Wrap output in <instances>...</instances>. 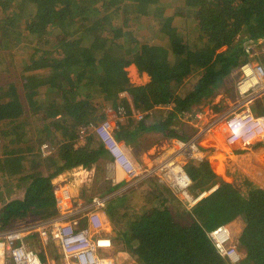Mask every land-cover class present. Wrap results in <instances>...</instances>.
Instances as JSON below:
<instances>
[{"label": "trees", "instance_id": "1", "mask_svg": "<svg viewBox=\"0 0 264 264\" xmlns=\"http://www.w3.org/2000/svg\"><path fill=\"white\" fill-rule=\"evenodd\" d=\"M23 1L34 6L32 18L21 13ZM166 1L13 0L8 6L0 0L6 74L0 76V232L13 223L57 217L52 179L105 156L92 134L84 145L74 144L80 129L101 122L105 105H118L120 93L147 113L136 125L119 124V140L130 144L145 131L188 139L174 127L177 117L210 106L248 60L247 45L264 41V0H170V10L162 6ZM93 9L104 14L91 18ZM149 22L156 23L161 44L137 49L128 41L129 30ZM126 63L148 82L133 85ZM157 107L163 110L155 112ZM42 145L48 147L45 157ZM188 170L196 190L215 177L206 162ZM19 188L22 197L9 199ZM149 196L153 203L138 198L118 220L111 202L106 209L111 222L120 224L115 229L123 250L139 264H229L207 233L239 217L245 251L239 264H264V186L249 175L241 172L238 181L222 185L191 211L162 184L161 196Z\"/></svg>", "mask_w": 264, "mask_h": 264}, {"label": "built area", "instance_id": "2", "mask_svg": "<svg viewBox=\"0 0 264 264\" xmlns=\"http://www.w3.org/2000/svg\"><path fill=\"white\" fill-rule=\"evenodd\" d=\"M248 54V60L240 66L241 77L236 84L239 100L221 114L207 108L201 115H194L193 122L199 123L194 125L197 132L192 138L162 141L150 155L148 163L141 162L128 144L117 138L119 121L126 114L124 107L114 112L107 110L102 121L90 123L87 131H92L114 168L124 174L128 184L157 177L177 196L184 208L191 211L225 184L218 181L202 190L192 189L186 166L204 164L210 153H207L206 146L199 144L200 138L207 137L217 145H224L233 154L246 151L252 163L264 168V114L257 116L253 113L256 100L264 97V67L258 62L255 52L248 50ZM133 116L137 121L143 118L138 110L133 112ZM180 117L188 119L191 115ZM203 120L206 121L201 123ZM87 131H79L78 147L84 142ZM40 153L43 157L49 154L47 145L40 147ZM110 182L115 183V178ZM53 195L57 217L0 233V264H42L39 254L26 245L25 238L32 234L50 240L63 262L116 264L112 257L100 255V252L110 250L116 239L104 207L108 198L95 197L88 205L76 208L68 186L60 184L53 189ZM80 218H84L85 226H79ZM207 236L220 257L234 263L240 260L236 247L224 244L227 234L223 227L207 233Z\"/></svg>", "mask_w": 264, "mask_h": 264}, {"label": "rangeland", "instance_id": "3", "mask_svg": "<svg viewBox=\"0 0 264 264\" xmlns=\"http://www.w3.org/2000/svg\"><path fill=\"white\" fill-rule=\"evenodd\" d=\"M12 2H13V0H7L8 6L10 4H12ZM24 3L25 2L23 1L21 4H19V8L20 9L23 8V10H22L21 13L23 14V16L25 18H32L34 16V12H35L34 6L31 5V4L26 5ZM162 6H166L170 10L171 9L170 8V6H171L170 0L162 3ZM103 14L104 13H98L96 10H94V13L93 14H92V12H90V15H91L90 17L91 18H94V19H99V17H101ZM147 16L148 15L143 16V17H145L146 22H147V19H146ZM114 19H116L117 21L120 20L119 16H116V15H115ZM156 29H157L156 23H152V22H149L147 24L141 23L137 27L130 28L129 31L131 32V34L128 35V41L129 42H133L134 45L136 47H138L137 49L146 48V47H148L150 45L161 44V36L157 33ZM261 42L258 41L257 43L249 44V45H247V48H248V50L251 53L255 52L256 57H257V60H259L260 62H263L264 63V41H261ZM259 43H261V46H259ZM226 50H227V48L224 47V48L220 49L219 51L222 53V52H225ZM248 50H247V52H248ZM120 55H123L122 52H120ZM248 56H249V54H248ZM4 67H5V64L0 60V76H4V74H5V73L3 74ZM125 70H126V72L128 74V78H129L130 82L133 85H144L149 80L148 77L145 74H139L137 72V70H136V68H135V66H134L133 63H128V64L126 63L125 64ZM240 77H241V71L240 70H237V71L233 72L225 80V84L221 88V94L216 97V99H215L216 101H214L210 106L203 107V108H198V109L195 108L194 110H196V109L197 110L194 112V114H188V115H191V117H189L188 119H185V118L182 119L180 116H178L177 118H179V121L178 120H175L174 121V127L176 128V130H180L182 133L187 134L189 136L191 135V137H192L196 133V129H195L194 125H197L195 123H199V122H195V123L193 122L195 120L194 119V115H196V114L201 115V113H203L205 109L206 110L210 109V110H212L213 113H216V114H221V113L225 112L228 107H230L231 105H233L234 102H237L239 100V96H238L237 90H236V84L238 83ZM182 90H184V88L180 90V93L181 94L183 92ZM185 90H184V92H185ZM124 98H128V95H127V93H125V92L123 93L122 92V93L119 94V100H120V103L119 104H121V105L118 104L119 106H116V107H109V104H108V106L105 105V107L103 109V115H105L106 111L107 110L109 111V109L112 112H114L119 107L120 108H123L124 107L125 108L124 110L126 112V114L124 116L127 117L126 119H127L128 122L131 123V125H136L139 122H142L144 120L145 114L147 112L146 111H143V110H141L139 108H136L135 106H133V104L131 103L130 98H128L127 100H125ZM24 100H27V98H25ZM27 103L28 102L24 101V104L26 105V107H28ZM263 105H264V97H261V98H259V99L256 100V102H255V106L256 107H259L261 109ZM136 110H138L143 115V118L141 119V121H137L135 119V117L133 116V112L136 111ZM161 110H163L161 107H157V108L154 109L155 112H157V111H160L161 112ZM152 112H153L152 109L148 111V113H152ZM202 115H204V114H202ZM124 116H121L122 119L125 118ZM152 116H153V113H152ZM120 121H119V124H120ZM205 121L206 120H203V121H201V123H204ZM1 127H2V122H0V129H1ZM85 129L87 131V128H85ZM88 132L92 134V131L90 129H89ZM160 136H161V134H158L157 132L156 133H153V131H151L149 133V131H148V133L141 134L138 140L141 141V142H148L147 144H153V143H158V142H159V144H161V142H160V140H161ZM169 139H173V138H169ZM200 144L203 145V142H201ZM128 147H129L130 151H133V155L137 157L138 154H137V152L133 148H131V145L128 144ZM210 149H212V148H210ZM206 151L208 153L209 150H206ZM213 151L214 150H212L210 154H213L212 153ZM243 152H246V151H243ZM229 157H232V155L230 154ZM229 157H228V163H229V165H228V163H224L223 162L225 169L226 168L227 169H231L232 168V164L234 165L233 168H236V169H237V164L238 165H241V162H243L244 164H246V161H244V159H242V161H237L240 158H238V159L237 158L236 159L235 158L231 159ZM217 159L221 161L220 158H217ZM205 162H207V158H206ZM191 165L192 164H188L186 166L187 173H188V171H190V170H188V168L191 167ZM102 167H104V166H102ZM105 168H107V167L105 166ZM232 172H234L233 169H232ZM252 172L253 171H251V173ZM236 173L238 175V174L241 173V171H239L237 169L236 170ZM226 176L228 177L227 174H226ZM65 178L66 179H63L62 180L63 183H69L68 180L71 181L72 180L71 178H74L76 180L78 179V177L76 175L70 176L69 179H68L67 176ZM92 178L93 179L89 183V185H87V186L84 187L85 190L86 189L88 190V192H89L90 195L91 194H96V192L101 191L102 190L101 188H103L101 185H100V187H99V185H96L97 186V189H96L95 180H94V176L93 175H92ZM237 181H238V179H237ZM257 183L259 185L263 186L261 183H259V182H257ZM22 192H23V190L19 188V189L16 190V193L9 195L8 198L9 199L18 198V197L22 196ZM213 192H214V190H213ZM141 196L143 198H145L147 196V186H145L144 184L141 185L137 189H133V191H129V192L124 193L122 195V201H121V199H119L120 201H118V203H120L119 205H115L116 204L115 202H112L111 204L117 209V211H119L122 208V206H124L125 204L126 205L128 203L131 204V202H132L131 199H133V201L135 203H137L138 198L139 197L142 198ZM71 197L73 198V196H71ZM128 199H130V200L128 201ZM144 200L146 201V199H144ZM127 201H128V203H127ZM231 223L232 224L229 223V225L227 224L228 226L227 225L223 226L224 227L223 229L226 231V234H227V238L225 239V245L235 246L236 249H237V252L239 254V257L241 259V257L244 258L243 256H244L245 251L240 247V243H239V237L240 236L239 235L242 232V229L244 228V227H242V225L244 224V222L239 217L236 220L232 221ZM17 224L19 225L20 223H18V222L16 224L13 223L10 226H8L7 229L8 228L13 229L14 227H11V226H16ZM8 230H10V229H8ZM0 233H2V232H0ZM236 240H238V242H236ZM25 242L27 243V245L29 246V248H31L32 250H34L38 254H42L43 256H45V258H46V255H47V257L49 259L47 261L48 264H74L75 263L74 261H69V262H63V261H61L60 258L57 256V253H56L55 249H54V251H55V254H56V259L53 258L52 257L53 255H51L49 253V251H48L49 246H53V244L51 243L50 240L41 239L40 237H37L35 234H32V235H30V236H28V237L25 238ZM113 247L111 249H113ZM242 254H243V256H242ZM100 255H101V253H100ZM110 257H112L114 259V261L116 262V264H139V262L133 261V259L130 258V255L127 252H125L124 250H121V247L120 248L118 247V249H115V251H113L112 256H110ZM229 264H239V261L237 263H234L231 260H229Z\"/></svg>", "mask_w": 264, "mask_h": 264}, {"label": "crops", "instance_id": "4", "mask_svg": "<svg viewBox=\"0 0 264 264\" xmlns=\"http://www.w3.org/2000/svg\"><path fill=\"white\" fill-rule=\"evenodd\" d=\"M261 43H259V46H261ZM128 98H130L129 95H128ZM119 103H120V100H119ZM119 105H121V104H119ZM119 105H117V106H119ZM254 106H253V113L255 115L260 116V115L264 114V105L262 106L261 109L259 107H256V106L254 107ZM109 107H113V106L109 104ZM126 118L127 117H125L123 119L121 118L120 119L121 120L120 124L124 125L125 122H126L127 124H129L131 126V123L128 122ZM177 120L179 121V118H177ZM98 123H100V122H98ZM98 123H95V124H98ZM85 128H88V125ZM80 130H82V129H80ZM79 131L77 133L76 142L74 144V145H76V147H78V144H79L78 143V141H79ZM144 133H148V132H146V131L145 132H141L140 135L144 134ZM153 133H156V132H153ZM87 134H91V133H89L87 131ZM92 135H94V134H92ZM140 135L136 138V140L130 141L129 145H131V148H133L137 152V154H138L137 157L139 158V160L141 162L148 163V159H149L150 155L154 152V150L157 147V145H159V142L158 143H153V144H147L148 142H141V141L138 140ZM160 138H161L160 142L166 140L165 138L162 137V135L160 136ZM189 138H192L191 135H190ZM85 140H86V138H85ZM85 140L82 143V145L85 144V142H86ZM181 140H184V139H181ZM199 141H200L199 144L201 142H203V145L207 147V149L209 150L210 153H211L212 150H214L212 152L213 154L209 153V155L207 157V162H206V163H208L211 171L213 172V174L215 176L213 179H211V181L209 183H207L208 186L210 184H212L214 182H218V181H221L222 183L224 182L225 184H228V185L229 184L230 185L233 184L234 181L236 182L238 177H239V174L237 175V173H236L237 169L239 171H241L242 173L250 175V177L254 178L257 182L261 183L264 186V168L261 165H256V164L252 163L250 161V159H249V154L247 152H239V153L233 154V153L229 152V150L224 145H217L212 140L208 139L207 137H202V138H200ZM97 143H98V140H97ZM82 145H80V146H82ZM210 148H212V149H210ZM230 154L232 155V157H229ZM228 157L231 158V159L240 158L237 161H242V159H244V161H246V164H244L243 162H241V165L237 164V169L233 168L234 165L232 164V168L231 169H227V168L225 169L224 168V163H228ZM217 158H220L221 161L218 160ZM228 165H229V163H228ZM102 166H104V167H102ZM105 166L107 168H105ZM232 169L234 170V172H232ZM251 171H253V172L251 173ZM226 174L228 175V177L226 176ZM72 175H76L78 177V179L76 180L74 178H71L72 179L71 181L68 180L69 183H63L62 180L66 179L65 178L66 176L69 179L70 176H72ZM92 175L94 176L95 186L99 185V187H100V185H101L103 188H101L102 190L100 189L101 191L96 192V194H91L90 195L88 190L87 189L85 190L84 187L89 185V183L92 181V179H93ZM112 178H115V180H116L115 183H111L110 182V180ZM128 182L129 181L126 179L124 174L121 171H119L116 168H114L112 162L110 161V159H109V157L107 156L106 153H105V156L103 158L99 159V161L97 163H95L94 165H92L91 167H89L87 169H84V168L82 169L81 167H78V168H75V169H72V170H69V171H65L61 175L53 178L52 181H51L53 189L55 187L59 186L60 184H62L63 186L65 185V186L69 187L70 194H71V196H73L72 203L74 204V206H76V208H81V207H84V206L88 205V203L91 202L93 197L94 198L95 197H107L108 199H106V201L104 202L105 210L106 209L108 210V208H107L108 203L115 202L116 203L115 205H119L120 203H118V201H120V200H118V198L122 197V195L124 193H126V192L133 191V189L139 188L143 184L145 186H147V193H149V195H153V196H156V197L161 196V184L164 187H166L161 182V180L159 178H157V177L144 179V180H142V181H140V182H138V183H136L134 185L133 184L130 185V184H128ZM96 189H97V186H96ZM149 195L146 196L145 198H143L142 196L141 197H142V199H146V200L148 198L151 201V197ZM21 197L22 196H20L18 198H21ZM131 200L133 201V199H131ZM128 201H127V203H128ZM139 203H141V200H140ZM133 204L134 203L131 202V204L128 203L127 205L125 204L124 206H122L121 210L118 211V214L116 213L114 218L116 220H118L117 218H121V213H123V211H126L127 208L133 209V207H132V206H134ZM160 204L161 203L159 202L158 203V207L160 206ZM150 206L151 205L147 204L144 207L147 208V207H150ZM113 208H115V207L113 206ZM110 222H111V220H110ZM230 224H232V223H230ZM115 225L111 222L112 235H114V237L116 236V239H115L114 244H113L114 247H113V249L100 252L101 255L110 257V256H112L113 251H115V249H118V247L119 248L121 247V250L124 249V245H123V243H122V241L120 240V237H119V232L117 233V231H116L117 229H115L116 227L118 228V225L120 226V224L116 225V227H115ZM79 226H81V227L85 226L84 218H80L79 219ZM242 227H244V224L242 225ZM15 228H18V226H15L13 229H15ZM8 229L11 230V228H8ZM109 234H111V233H109ZM236 242H238V240H236ZM26 245H27V243H26ZM48 251H49V253L51 255H53L52 257L56 259V254H55L53 246H49ZM129 255H130V258L133 259L134 255L133 254H129ZM242 256H243V254H242ZM244 256H245V253H244ZM39 257H40V259L43 258L45 260V263L48 264L47 261L49 259H48L47 255H46L47 259L42 254H39ZM241 259H242V257H241ZM133 261H134V259H133Z\"/></svg>", "mask_w": 264, "mask_h": 264}, {"label": "bare ground", "instance_id": "5", "mask_svg": "<svg viewBox=\"0 0 264 264\" xmlns=\"http://www.w3.org/2000/svg\"><path fill=\"white\" fill-rule=\"evenodd\" d=\"M212 193H213V191H212ZM224 244H225V241H224Z\"/></svg>", "mask_w": 264, "mask_h": 264}, {"label": "clouds", "instance_id": "6", "mask_svg": "<svg viewBox=\"0 0 264 264\" xmlns=\"http://www.w3.org/2000/svg\"><path fill=\"white\" fill-rule=\"evenodd\" d=\"M42 262V261H41ZM43 264V263H42Z\"/></svg>", "mask_w": 264, "mask_h": 264}]
</instances>
